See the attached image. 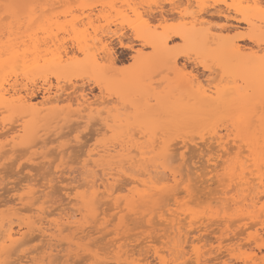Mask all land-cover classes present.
Masks as SVG:
<instances>
[{
	"label": "rangeland",
	"instance_id": "1",
	"mask_svg": "<svg viewBox=\"0 0 264 264\" xmlns=\"http://www.w3.org/2000/svg\"><path fill=\"white\" fill-rule=\"evenodd\" d=\"M138 2H141V0H0V41L1 38H4L2 41H6L5 39H7L8 43L6 41L4 46L8 44L7 47H9V50L10 47L15 46L9 43V41L12 42V40H8L11 35L9 34L10 32H13V35L14 33L20 36L25 35L21 36L23 38L19 37L21 39H18L17 35V37H12L14 41L17 38L18 41L16 40V43L20 41L22 43L24 42L23 44L25 46L26 42L27 45L29 42L34 43L33 40L37 38V44H39L37 46L38 48L40 47L41 54H45L44 57L49 60L53 53L56 55L60 54L58 52L59 41L53 40L56 34L54 29L58 30L61 25L69 21L83 23L82 17L90 18L93 13H95V17H101L100 10L92 8L86 10L82 7H76V5H124L126 3L135 4ZM237 2H240V0H237ZM243 2L256 4L260 0H243ZM5 3L35 5L37 7L35 9L26 8L22 11L21 17L5 23L2 16L4 12L2 5ZM33 13L34 15H32ZM104 14L112 15L113 13L111 9H108L104 10ZM119 15H121V12L117 9L115 16ZM201 19L208 21L213 26L210 28L211 31H215L214 26L216 24L226 22L224 18L218 19L209 14L202 16ZM89 23L95 27L99 24V20L94 21L93 19H89ZM231 26L235 28L241 27L242 22L237 20ZM27 34L29 36L34 35L30 37L31 39L33 38L32 41H28L29 38L27 37L29 36ZM223 34L228 35L227 32ZM125 35L128 37L127 32ZM99 39H105L102 32ZM21 42L20 44L23 46ZM0 46L3 48L6 47L1 44ZM3 48L1 53H3ZM14 48L16 50L20 49V47L16 46ZM21 48L23 49V47ZM38 48H36L37 54L38 52L40 53ZM24 49L31 50V48L26 47ZM7 52L1 55L7 58ZM124 52L125 50H120L117 58L122 62L130 63L131 55L126 56ZM70 54L72 55V53ZM27 55L29 56L27 57L28 60L31 56L29 53ZM42 55H39L40 60H44V57H40ZM64 56L66 58L65 52ZM40 63L43 64V61H40ZM121 66L123 65L121 64ZM11 72L8 73L7 78V74L5 73L6 75L4 76L6 79L2 76L7 80L5 81L7 83L15 81L13 79L14 73L18 72V70L13 72V76H11ZM200 72H203V69H200ZM200 72L197 73L198 76ZM18 73L17 76L19 78L17 77L16 80L19 84L23 81L21 84L27 83L28 87L41 89L37 97H35L34 102H40L41 104L45 88L50 89L52 98L57 96L58 92V95L64 93L65 95H62L64 98L68 94H71L70 99H72L71 101H63L59 105L52 104L46 106L48 109L46 110L44 108V111L40 114V116H43L42 120L40 119L37 125H35V122V126L33 125L31 131L29 130L30 127L29 129L27 128L31 134H26L25 130L24 132L22 131V127L28 125L29 115H26V117L23 116L25 114L20 115L18 114L19 112H16L17 114L14 116V113H11L13 112L12 109L10 112L6 111L8 109H4L7 108L4 107L5 104L3 105V109L1 108L2 104H0V133L4 129L2 132L4 135H0V146H5V148H0V235L3 237V230L5 232V229L9 227H12L15 232L17 230H21V233L26 232V235H22L23 237L19 239L20 241H17L16 246L14 245L9 250L10 252L8 254L11 253L8 256L9 258L7 259L5 257L8 254L1 257L3 259H0V264H93L94 261H100L106 258L118 261L120 264H131V262L153 264V262L157 261L155 255L156 248L161 249L162 255L166 248L169 257L172 259H187L190 257L193 260V264H225V262L231 260H236L237 264H241V258H243L246 264H260V261L264 260V253H261L258 247L259 243H264V240L260 239L261 236H264V219H262V216H264V199H262L264 187L259 182L261 173L257 170L255 173L251 172L250 174L249 172L247 175L239 174V176L237 174L239 179L243 175L242 178L244 180L240 181L237 175L222 179L219 173L214 171L217 167L214 157L218 151V147L217 143L214 142L210 129L214 128L215 123L222 119L221 113H217L215 116L213 114V116L206 115L202 110L203 108L198 107L197 101L193 99L194 97L192 95L182 101L186 106V110L174 115V122L168 134V143L172 149V167L175 171L179 172L177 179L180 181L178 189L180 195L173 198L172 210L166 211L163 219H161L159 210H156L155 215L152 214L153 208L151 206L130 211L125 207V202L123 203L122 200L116 202L117 199L115 200V197L120 195L116 190L122 187L127 190V188L132 187L131 182L125 183L127 177L120 179L121 172L119 171L122 168L119 169L117 166L120 165L118 163L124 161L121 156L120 158L117 156L120 162H118L117 157L113 159L118 165L113 163V161L109 163L111 171L113 173L115 172L114 175L116 176V173L120 174L117 175L118 177H115L118 180L113 178L115 182L117 181L116 184L115 182L112 183V179H110L111 183L106 182L108 176L106 178L103 170L99 171V173L97 172L98 175L96 174L97 176L95 178L97 180L95 179V182L99 180L98 182L100 183V180L102 181V178L105 176L107 186L109 188L110 186L112 187L109 190L105 189L107 192L102 190L104 186L102 188L101 184L104 179L101 184H96L101 186L98 187L100 194H97L96 199L98 201L96 200L95 202L97 213L94 211V214L90 212L94 208L88 206V200H91L89 195L95 190L93 188L89 190L92 185V183L89 185L90 180H92L89 178L91 176L90 172H94L92 159H97V154L101 155L103 153L101 150H109L107 149L109 147L107 146L108 143L103 140L99 145L96 143L97 139L104 135L101 131V124L97 122L95 116L93 117L89 114V111L82 110L83 108L79 107L77 100L82 89L93 100L95 96L92 90L93 88L91 86L86 87L82 79H77L74 83L69 84L63 79L48 76L43 71L36 72V75L31 72L32 77L29 76L27 80L23 77L24 72ZM30 78H33V80ZM29 80L31 81L28 82ZM11 83H8L6 86L9 87ZM156 83H160V80H157ZM166 90L170 92L171 88H162L156 91L164 96ZM40 104H38L39 107H42ZM95 108L98 112L99 108L97 106ZM45 114L46 116L49 115L46 117L47 119L44 117ZM23 136L25 139L27 138L28 143L30 142L27 145L28 147L20 144ZM15 143H19L20 145L18 144L16 146ZM102 144L107 146L106 149L102 148L104 147ZM133 145H136L135 148L138 146L134 141H129L127 146L125 145V150L127 148L129 151L131 149L133 150ZM129 146L132 148H129ZM144 146V149H146L147 144ZM142 151L146 161L143 159L144 162H142L143 160L141 161L140 158H135V161L140 162L136 163L134 160H131L124 162L125 166L124 164L120 165L122 167L124 166L123 169L125 171L130 167L133 170H139L140 168L141 174L144 169V175L142 174L138 177L141 181L145 180L143 176L145 177L147 175L145 169L149 171L148 168L152 169L157 166L155 162L151 163V160H147L150 155L145 150ZM93 152L94 154H92ZM209 157H213L211 163H209ZM150 158L152 159V157ZM87 159L89 160L87 163L88 166L90 163L91 166H87L86 168L85 161ZM153 160L155 159L153 158ZM127 163L130 167H128ZM131 163L132 165L134 164V167ZM146 164L147 166L152 165L150 167H144ZM111 171L109 169L107 173H112ZM244 176H246L247 180ZM149 177L152 176L148 175ZM148 178L146 179L149 180ZM88 187L89 189H87ZM87 190H89V194ZM103 191L104 195L107 193L106 197L103 196ZM108 191H111L114 196L111 194L113 197H110ZM80 194L82 196L88 195L87 197L89 199L86 200L88 201V205L84 202L85 198L83 199L80 196L82 200L79 197ZM248 197L251 198L250 202L243 201ZM79 202L82 205L86 204L91 209L86 208L89 209L86 210L84 208V210L83 207L85 206L81 207L82 205ZM257 202L259 203L257 204ZM119 205L122 206L119 208ZM249 205L251 207L245 209ZM77 208L81 209L83 213L85 211L87 216L85 213L83 215L81 211L80 213L76 212L75 210ZM251 208H254V210H250L248 214L247 210ZM251 211L255 213L252 214ZM71 215L77 217L75 219L76 221L78 219L79 224L77 225L79 226H66L68 224H65V222ZM93 215H96L95 218ZM82 216L86 220L82 219ZM31 221L33 225H31ZM26 223L27 225L30 223V228L35 225V229L32 230L33 227L31 231L28 230L29 227L26 226ZM55 223H60L62 227L60 230L58 229L60 233H58L57 228H53V224ZM61 223L65 226H62L63 224ZM5 224L7 225L5 226ZM50 224L52 225L51 228ZM80 226L82 230L81 228L79 229ZM38 227L45 228V230L49 227V233L52 234L53 231L52 237L47 236L49 235L48 230L46 237L42 236L39 231H36ZM61 229L65 231L61 232ZM2 237L0 238V244L3 242ZM181 248L188 253V257H183ZM193 248L195 249L194 252L192 251ZM4 257L7 261H4Z\"/></svg>",
	"mask_w": 264,
	"mask_h": 264
},
{
	"label": "snow or ice",
	"instance_id": "2",
	"mask_svg": "<svg viewBox=\"0 0 264 264\" xmlns=\"http://www.w3.org/2000/svg\"><path fill=\"white\" fill-rule=\"evenodd\" d=\"M2 7L7 23L21 17L24 9L37 6L5 3ZM76 7L100 10L101 17L93 13L90 18L82 17L83 23L69 21L54 29L53 40L59 41L60 54L53 53L37 67L69 84L82 79L86 87L93 88V104L99 111L94 107L92 116L104 133L97 139L98 145L106 141L111 152L120 153L125 162L143 160L142 150L154 157L157 168H149L147 173L153 177L151 181H139V170L121 169L120 179L127 177L125 183L131 182L132 187L116 190L120 193L117 201L122 199L130 211L151 206L152 214L159 210L161 219L172 210L173 198L180 195V181L179 172L172 167L168 134L174 115L186 110L182 101L194 94L211 99L213 109L222 114L210 129L218 147L214 171L223 179L259 170V182L264 187V0L256 4L243 0H141L135 4ZM108 9L112 15L104 14ZM117 9L119 16H115ZM208 13L226 22L210 31L213 26L201 19ZM89 19H98L99 24L94 27ZM237 20L242 26L232 27ZM101 32L103 40L99 39ZM120 50L131 55L130 63L117 58ZM65 51L75 55L65 58ZM24 73L26 79L31 75L27 64ZM168 87L169 97L162 99L156 90ZM32 92L34 89L29 90ZM129 141L139 148L125 152ZM212 159L209 157V163ZM108 168L100 158L93 164L95 172L103 170L107 174ZM258 247L264 253V243ZM181 253L188 257L183 248ZM155 255L153 264H193L190 257L170 258L166 248L163 255L156 248ZM93 264L120 262L106 258ZM241 264H246L243 258Z\"/></svg>",
	"mask_w": 264,
	"mask_h": 264
},
{
	"label": "bare ground",
	"instance_id": "3",
	"mask_svg": "<svg viewBox=\"0 0 264 264\" xmlns=\"http://www.w3.org/2000/svg\"><path fill=\"white\" fill-rule=\"evenodd\" d=\"M210 16H212L211 15V13H208ZM213 17V16H212ZM215 17H217L218 19H223L222 17H220V16H215ZM210 31H211V29H209ZM12 31V30H11ZM9 32V31H8ZM28 32V31H27ZM13 32H10L9 34H11V35H13L12 34ZM29 34H30V32H29ZM8 35V34H7ZM10 35V38H8V40H12V42H10L9 41V43L10 44H14L16 47H20V49H21V51H20V49H18V50H16L14 47H10V51L8 50V48L9 47H7L8 46V44H7V48L4 46V44H6V41H7V39H5L6 41H2V39H4V38H1V41L0 42H3V43H0L1 45H3L5 48H3L2 46H0V47H2L3 48V53H6L7 51V58L4 56V55H1V54H3V53H1L2 51V48L0 49V101H2V103H0V104H2V106H1V108L3 109V105L5 104V106L4 107H7V108H4V109H8V110H6V111H11V109H12V111L13 112H11V113H14V116H15V114H17L18 112V114H20V115H23V114H25V115H23V116H26V115H29L28 117L30 118V119H28V121H27V124L28 125H25V126H23L22 127V131L24 132V130H25V133L27 134H31L30 132H29V130L31 131V128L33 129V125H34V123H35V125H37V123H38V121L41 119L42 120V117L43 116H40V114L44 111V108H46V106H48V105H52V104H58L59 105V103H61V102H63V101H68V100H70L71 101V99H70V97H71V94H68L67 95V97L66 98H64L63 96L65 95L64 93H61L60 95H58L59 93L57 92V96H55L54 98H52V96H51V92H50V89L49 88H45L44 89V93H43V101H41V104H40V102L39 103H37V102H34V99H35V97H37V95H38V93L41 91V89H36L37 87H34V88H31L30 86V88L28 87V84L26 83V84H19L18 83V81L16 80L17 79V77L19 78V76H20V74L18 73V72H24V66H25V64H27L28 66H29V69H30V71L34 74V75H36V72H40V71H43V69H42V67H37V65H43L44 64V61L47 59L48 60V58H46V57H44V55H42L41 54V50H40V47L38 48V46H39V44H37V38L36 39H34L33 40V42L34 43H36L35 44V46H36V48H38V51H40V53L38 52V54L36 53V51H37V49L35 48V46H34V43H31V42H29L28 43V45H27V42L25 41V39H24V41L26 42L25 44H26V46L23 44V46L20 44V42H17L16 43V40H17V38L18 39H21V38H23V37H21V36H25V35H17V34H15L14 33V35L13 36H11ZM18 37H17V36ZM28 35V34H27ZM125 35V34H124ZM29 36V35H28ZM32 36H34V35H32ZM32 36H29V37H27V38H29V39H31L30 37H32ZM36 36V35H35ZM1 37V36H0ZM5 37V36H4ZM8 37V36H7ZM14 37H17L16 38V40L14 41V39L13 38ZM19 37H21V38H19ZM12 38V39H11ZM28 39V41H32V39L31 40H29ZM125 39H127V36L125 35ZM18 41V40H17ZM14 42V43H13ZM7 43H8V41H7ZM9 44V45H10ZM16 44H18V45H16ZM33 44V45H32ZM19 45H21V46H19ZM32 45V46H31ZM38 45V46H37ZM11 46V45H10ZM26 48H31V50L29 49H24L25 47ZM27 46H30V47H27ZM34 46V47H33ZM21 47H23V49L21 48ZM33 47V48H32ZM12 48V49H11ZM35 48V49H34ZM5 49V50H4ZM16 51H14V50ZM32 49H34L33 51H32ZM7 50V51H6ZM23 50V51H22ZM30 51V52H29ZM19 52H23V53H19ZM8 53H9V55H8ZM29 53V55L31 56L28 60H27V57H29L27 54ZM39 55H42V56H40V57H44L43 59L44 60H40V58H39ZM65 55H66V58L69 56V55H71L69 52H67V51H65ZM72 55H75V53H72ZM6 58H4V57ZM3 57V58H2ZM42 59V58H41ZM40 61H43V64H39V62ZM18 70V72H16V71ZM11 72V74H9V75H11V76H13L14 74V78L13 79H15V81L14 82H8V83H11V84H9V87H7L6 85L8 84L7 82H5V81H7V80H5L6 78H7V76H8V73L9 72ZM13 72H16V73H14L13 74ZM7 75H6V74ZM19 74V76H17L18 74ZM31 73V74H32ZM4 75H6V78H5V76ZM22 75V74H21ZM33 75V76H34ZM2 76H4V78L2 77ZM16 76V77H15ZM31 77H32V75H30ZM21 77V76H20ZM23 77H25L24 76V73H23ZM9 78H10V76H9ZM8 78V79H9ZM22 78V77H21ZM4 79V80H3ZM12 79V80H13ZM26 79V78H25ZM27 79H29V77L27 78ZM26 79V80H27ZM30 79H32L33 80V78H30ZM17 81V82H16ZM31 80H29L28 82H30ZM32 83V82H31ZM30 85H32V84H30ZM35 86V85H34ZM30 89H34V92H32L31 94L29 93V90ZM92 89V88H91ZM93 90V89H92ZM81 91V94L79 95V97L77 98V100H78V102H79V107H81V108H83L82 110H86V111H89L90 113V115H92V112H93V108L95 107V105L93 104V101H95V96H94V98H93V100L91 99V98H89V94H87L86 92H85V90H80ZM166 91H167V94H166ZM165 91V94H164V96H162L159 92V95H160V97L162 98V99H167L169 96H168V92H169V90H166ZM171 91V90H170ZM64 94V95H63ZM93 94V93H92ZM63 95V96H62ZM21 97L23 98V100H21ZM193 99H195L197 102V105H198V107H202L203 109V112L206 114V115H211V116H215V114H217L218 112H216L214 109H213V101L211 100V99H208V98H206V97H204V96H202V95H199V94H196V95H193ZM26 101V102H25ZM38 104H40L42 107H39V105ZM197 107V108H198ZM10 108V109H9ZM48 108H46V110H47ZM54 109V108H53ZM52 109V110H53ZM58 110V109H57ZM3 111V110H2ZM5 111V110H4ZM49 111H51L50 109H49ZM17 112V113H16ZM55 113V112H54ZM213 114V115H212ZM220 114V113H219ZM13 115V114H12ZM61 115V114H60ZM89 115V116H90ZM49 115H47L46 116V114L44 115V117L46 118V117H48ZM27 117V116H26ZM92 117V116H91ZM94 117V116H93ZM50 118V117H49ZM47 119V118H46ZM213 119V118H212ZM32 124H31V123ZM40 123V122H39ZM31 125H32V127H31ZM34 125V126H35ZM26 127V128H25ZM29 127H30V129H29ZM29 130H28V129ZM213 129V128H212ZM3 131H4V129H2ZM1 131V130H0ZM2 131V132H3ZM2 132L0 133V135L2 134ZM7 134V133H6ZM4 135V133L2 134V136ZM19 136H21V135H19ZM16 137V136H15ZM20 138V137H19ZM23 138H24V136L22 137V141L20 142V144H24L23 146H27V145H29V143H28V141H27V138L25 139L24 138V140H23ZM31 139V138H30ZM25 141H26V143H25ZM32 143V142H31ZM16 144V146L19 144V143H15ZM19 144V145H20ZM105 145H106V143H104ZM104 144H102L103 146H104ZM12 145V144H11ZM34 145V144H33ZM16 146H13V147H16ZM22 146V145H21ZM108 146V145H107ZM107 146H104V147H102V148H104V149H106V147ZM127 146V145H126ZM125 146V147H126ZM130 146H132L131 144H130ZM129 146V148H132V147H130ZM136 146V145H135ZM134 145H133V147H135ZM187 146V145H186ZM1 147H4L5 148V146L3 145V146H0V148ZM28 147V146H27ZM27 147H25V148H27ZM31 147V146H30ZM172 147V146H171ZM136 148H139V145L136 147ZM144 148H145V146H144ZM107 149H109L110 150V148H107ZM126 149V148H125ZM146 149H147V146H146ZM171 149V148H170ZM1 150V149H0ZM97 150V149H96ZM100 150V149H99ZM109 150H101L103 153L100 155H98L97 153V157L98 158H100V159H102L104 162L106 161V164H109V163H112V161H113V163H116V165H118V164H120V165H123L124 164V162L125 161H122V162H120V156H121V154H119L118 155V153H116L117 155H114L113 153H111V151H109ZM127 150H128V148H127ZM127 150H125V152H127ZM132 150V149H131ZM130 150V151H131ZM172 150V149H171ZM93 151H94V149H93ZM129 151V150H128ZM97 152V151H96ZM147 152V151H146ZM145 151H144V154L146 153ZM99 153H100V151H99ZM89 154H90V152H89ZM88 154V155H89ZM92 154H94V152L92 153ZM95 154V155H96ZM113 154V155H112ZM147 154H149L148 152H147ZM3 155V154H2ZM146 155V154H145ZM150 155V154H149ZM1 156V155H0ZM119 158H118V157ZM95 157V156H94ZM109 157H111L109 160H108V158ZM118 158V160L117 159H115V160H117L118 162H120V163H118L117 164V162L115 161L114 162V158ZM150 157H152L151 155L147 158V160H151V163H154L155 162V160H153V158L154 157H152V159L150 158ZM97 158V159H98ZM121 158H122V156H121ZM150 158V159H149ZM182 158H183V155H182ZM1 159V158H0ZM97 159H92V163L93 164H95L96 163V161H97ZM145 159V161H146V158H144ZM111 160V161H110ZM123 160V159H122ZM138 160H140V159H138ZM183 160V159H182ZM87 161V163H88V159L86 160ZM86 161H85V163H86ZM107 161H109V162H107ZM142 161V160H141ZM1 162V161H0ZM127 162H129V161H127ZM134 162H136V163H138V162H140V161H135L134 160ZM142 162H144V160L142 161ZM133 163V162H132ZM132 163H131V165H132ZM146 163H148V162H146ZM156 163V162H155ZM128 164V163H127ZM126 164V165H127ZM110 165V164H109ZM113 165V164H112ZM111 165V166H112ZM115 165V166H116ZM117 166V167H119V169H121V168H124V166H125V164H124V166L122 167V166ZM145 165V164H144ZM152 164H150V166H151ZM154 165V164H153ZM157 165V164H156ZM87 166H88V164H87ZM89 166H91V163H90V165ZM88 166V167H89ZM133 167H134V164L132 165ZM150 166H147V164H146V166H144V167H150ZM113 167V166H112ZM128 167H130L129 166V164H128ZM93 168V167H92ZM116 168V167H115ZM131 168V167H130ZM136 168V167H135ZM155 167H153L152 169L153 170H155L156 168H157V166H156V168L154 169ZM109 169H110V171H111V168L109 167L108 168V171H109ZM117 169V168H116ZM116 169H115V171H116ZM148 170H149V168H148ZM90 171V170H89ZM88 171V172H89ZM139 171H141V169L139 168ZM144 171V169L142 170V174L144 175V173L145 172H143ZM145 171H146V173H148V171L145 169ZM112 172V171H111ZM119 172H121V170L119 171ZM99 173V172H98ZM86 174H87V172H86ZM97 174V172H93L92 173V171L90 172V175L91 176H89V178H91L92 180H90L91 182H89L90 184L89 185H91V183H92V185H91V189H89V187L87 188V189H89V190H92V188L93 189H95V190H93L92 192H91V194L89 195L90 197L89 198H91V200H88L89 198L87 197L88 195H79V197L80 196H82V198L84 199V202L87 204V202L89 203V205L88 206H90V207H92V208H94V209H91L90 207H88L86 204L85 205H82L80 202V204L82 205L81 207H83V206H85V207H83V209L85 208H90L92 211H90V212H93L94 214H95V212L94 211H96L97 209V207H95L96 205H95V202H96V198H97V194H100V192L98 191L99 190V186H101L102 185V188H103V186H104V189H102V190H104V191H106V190H109L112 186H110V188L107 186L108 184L106 183V182H108V183H111V181H110V179H112L113 180V178L115 179V180H118V178L116 179L115 177L117 176V175H120V174H118V173H116V176L114 175L115 174V172L113 173H107V174H105V176H106V178H107V176H108V178H107V180H106V178H105V176H104V178H102V181H103V179H104V181L102 182L101 180H100V183L97 181V182H95V177L98 175H96ZM141 174V175H142ZM250 174H251V172H250ZM239 175V174H238ZM238 175H237V178H238ZM241 175V174H240ZM239 175V176H240ZM244 175V174H243ZM243 175H242V177H243ZM110 176V177H109ZM147 176V177H146ZM145 177L143 176V179L145 178H148V175H146ZM151 176V175H150ZM87 177H88V174H87ZM102 177V176H101ZM118 177V176H117ZM242 177H240V181L242 180H244ZM245 178H246V176H244ZM142 178V177H141ZM152 178L153 177H149L148 179H149V181H151L152 180ZM101 179V178H100ZM151 179V180H150ZM259 179H260V177H259ZM84 180H85V178H84ZM97 180V179H96ZM105 180H106V182H105ZM139 180V179H138ZM234 180H235V178H234ZM246 180H247V178H246ZM245 180V181H246ZM139 181H141V179L139 180ZM101 182H102V184H101ZM115 181L113 180L112 181V183H114ZM117 182V181H116ZM116 182H115V184H116ZM87 184H88V182H86ZM97 183H99V184H101V185H96ZM104 183V184H103ZM115 184H113L114 186H115ZM242 184H244V183H242ZM247 184V183H246ZM243 186V185H242ZM114 188V187H113ZM112 188V189H113ZM106 189V190H105ZM115 189V188H114ZM89 190H87L88 192V194H89ZM100 190H101V188H100ZM104 191H103V196H107V191L105 192L106 194L104 195ZM34 192V191H33ZM99 192V193H98ZM111 192V191H110ZM109 191H108V194H109V196L110 197H113L114 196V194L111 192L110 193ZM35 193V192H34ZM118 193V192H117ZM27 194V193H26ZM85 194H86V192H85ZM111 194L113 195V196H111ZM117 195V194H116ZM100 196V195H99ZM250 196V195H249ZM77 197V196H76ZM81 198V197H80ZM81 198V199H82ZM82 199V200H83ZM104 199V198H103ZM247 199H249V200H247ZM247 199H244L243 201H248V202H250L251 201V198H247ZM254 199V198H253ZM256 199V198H255ZM86 200H88V201H86ZM106 200V199H105ZM115 200H116V197H115ZM122 200V199H121ZM98 201V200H97ZM100 201V200H99ZM104 201V200H103ZM234 201H236V200H234ZM256 201H258L257 199H256ZM116 202H118V201H116ZM122 202L124 203V201L122 200ZM253 203H254V201H253ZM253 203L251 202V204L253 205ZM259 202H257V204H258ZM91 204V205H90ZM118 204V203H117ZM249 204V203H248ZM250 204V205H251ZM97 205H99V204H97ZM244 206L245 207V209L247 208V207H251V206ZM256 205V204H255ZM254 205V207H256ZM87 206V207H86ZM100 206V205H99ZM98 206V207H99ZM103 206V205H102ZM118 206V205H117ZM122 206V205H121ZM120 205H119V208L121 207ZM253 207V206H252ZM80 208V207H79ZM45 209V208H44ZM78 209V208H77ZM75 210L76 212H78V213H80V211H81V209H78V210ZM84 209V210H85ZM116 209V208H115ZM254 210V208H251V209H248L247 210V213L250 211V210ZM86 210H89V209H86ZM151 210V209H150ZM149 210V211H150ZM252 210V211H253ZM251 211V212H252ZM75 212V213H76ZM82 212V211H81ZM135 212V211H134ZM83 213V212H82ZM81 213V214H82ZM84 213H85V211H84ZM83 213V215H85ZM87 213H89V212H87ZM93 213H91V214H93ZM96 213H97V211H96ZM255 213V212H254ZM253 212H252V214H254ZM80 214V215H81ZM135 214V213H134ZM249 214V213H248ZM68 215V214H67ZM136 215V214H135ZM250 215H251V213H250ZM86 216H87V214H86ZM90 216H92V215H90ZM94 216V218H95V216L96 215H93ZM45 217V216H44ZM98 217V216H97ZM67 218V217H66ZM75 218H77V217H74V216H70V217H68V219H67V221L65 222V224L67 223L68 225H66V226H70V225H72V227L73 226H79V225H77V224H79V221H78V219H77V221H76V219ZM87 218H90V217H87ZM123 218V217H122ZM253 218V217H252ZM256 218V217H255ZM22 219V218H21ZM59 219V218H58ZM82 219H85V217L83 218V216H82ZM124 219V218H123ZM8 220V219H7ZM38 220V219H37ZM65 220V219H64ZM86 220V219H85ZM89 220V219H88ZM59 221V220H58ZM123 221V220H122ZM7 222V221H6ZM36 222V221H35ZM42 222V221H41ZM93 222V221H92ZM9 223V222H8ZM20 223V222H19ZM38 223V222H37ZM123 223H124V221H123ZM36 224V223H35ZM61 224H63V223H61ZM76 224V225H75ZM83 224V223H82ZM81 224V225H82ZM264 224V223H263ZM7 224H5V226H6ZM14 225V224H13ZM22 225H23V223H22ZM21 224H20V226H22ZM31 225H33L32 224V221H31ZM30 223H29V225H27V223H26V226L27 227H29V229L28 230H30L31 231V228H33L32 230H34L35 229V225L33 226V227H31L30 228ZM39 225V224H38ZM37 225V226H38ZM49 225V224H48ZM85 225V224H84ZM9 226H10V224H9ZM8 226V227H9ZM12 226V225H11ZM25 226V225H24ZM23 226V227H24ZM41 226H42V224H41ZM53 228H57V230L59 229L60 230V228H62L61 227V225H60V223H55V224H53ZM62 226H65L64 224L62 225ZM52 227V225L50 224V228ZM71 227V228H72ZM49 227H47L46 228V230H45V228H42V227H38L37 229H36V231H39V233H41V235L42 236H44V237H46V235L49 233V231L50 230H48V229H50ZM66 228V227H65ZM64 228V229H65ZM81 228V226L79 227V229ZM4 229V228H3ZM21 229V228H20ZM69 229V228H68ZM67 229V230H68ZM47 230H48V233H47ZM57 230H56V232H57ZM59 230H58V233H60L59 232ZM77 230V229H76ZM75 230V231H76ZM81 230H82V228H81ZM85 230V229H84ZM21 230H17V232H15L14 231V229L12 228V227H9L8 229H5V232H4V230H3V233H4V235H3V237H2V235H0L2 238H3V242H2V244H0L1 246H0V259H3V258H1L2 256H5V255H7L10 251V249L17 243V241L19 240V239H21L24 235H26L25 233V231L23 232V233H21L20 232ZM52 231V230H51ZM63 231H65V230H63V229H61V232H63ZM69 231V230H68ZM71 231V230H70ZM78 231V230H77ZM23 235V236H22ZM52 235H53V231H52V234H50L49 233V235H47L48 237H52ZM19 236H20V238H19ZM58 236H61V235H58ZM0 237V238H1ZM54 237H55V233H54ZM56 239H57V237H56ZM55 239V240H56ZM68 240H71V239H68ZM83 240V239H82ZM20 241V240H19ZM52 241V240H51ZM73 242V241H72ZM49 243V242H48ZM78 243V242H77ZM52 244V243H51ZM70 244V243H69ZM20 245V244H19ZM50 245V244H49ZM16 246V245H15ZM18 246V245H17ZM48 249V248H47ZM71 249V248H70ZM78 249V248H77ZM48 251V250H47ZM50 251V250H49ZM17 252V251H16ZM11 254V253H10ZM10 254H8L7 256H5V257H7V259L9 258L8 256L10 255ZM53 255V254H52ZM51 255V256H52ZM75 255V254H74ZM47 256V255H46ZM5 257H4V261L6 260L5 259ZM48 258V257H47ZM49 259H50V257H49ZM52 259V258H51ZM37 260V259H36ZM47 260V259H46ZM46 260H45V262H46ZM7 261V260H6ZM52 261V260H51ZM21 263V262H20Z\"/></svg>",
	"mask_w": 264,
	"mask_h": 264
}]
</instances>
